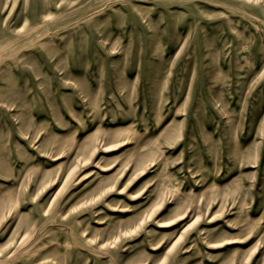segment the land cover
<instances>
[{
	"label": "rangeland",
	"instance_id": "1",
	"mask_svg": "<svg viewBox=\"0 0 264 264\" xmlns=\"http://www.w3.org/2000/svg\"><path fill=\"white\" fill-rule=\"evenodd\" d=\"M0 264H264V0H0Z\"/></svg>",
	"mask_w": 264,
	"mask_h": 264
}]
</instances>
